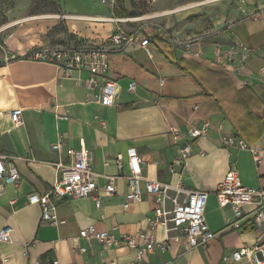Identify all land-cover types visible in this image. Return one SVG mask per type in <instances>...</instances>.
<instances>
[{"label": "crops", "instance_id": "0c3cea01", "mask_svg": "<svg viewBox=\"0 0 264 264\" xmlns=\"http://www.w3.org/2000/svg\"><path fill=\"white\" fill-rule=\"evenodd\" d=\"M247 1L244 10L225 1L214 28L206 31L208 38L201 37L190 52L186 47L189 33L173 29L172 24L166 28L170 29L171 39L164 33L150 35L139 28L140 34L145 32L158 39L145 48L128 46L109 56V76L116 81L119 92L117 105L110 107L90 98L86 72L66 73L53 65L22 59L32 51L31 44L18 38L17 43L8 42L11 54L0 65V154L12 158L8 163L17 169L20 181L16 187L6 186L0 195V230L11 229L9 239L0 242V264H35L38 260L54 264H122L134 260L133 250L106 248L79 236L89 226L112 231L115 236L137 237L147 230L155 207L151 197L144 196L141 202L123 209L129 175L126 153L130 148L141 157L144 177L208 193L205 222L217 234L208 246L195 249L188 248L181 237L171 241L166 252L155 250L145 255L141 264H223L224 255L259 240L257 230H225L233 213L220 208L214 195L232 166L244 186L264 188V0ZM112 2L108 9L99 8L92 16L112 18ZM43 17L36 19H50ZM239 43L252 50L244 66L214 64L215 44ZM130 82L136 84L134 92L128 91ZM15 109L22 110L19 126L13 125L9 117ZM64 113L68 120L56 119V114ZM204 123L210 124L205 137L173 140V129L185 136ZM222 136L242 139L248 149L222 147ZM60 140L62 148L53 150L52 145ZM186 145L190 146V154L182 158L181 150ZM67 149L88 153L98 174L94 195L100 197V207L91 198L58 200L60 223L51 226L41 221L40 207L30 205L28 197L50 189L56 179L53 164L71 161ZM254 154L259 163L254 162ZM118 155L122 157L121 170L116 165ZM176 160L181 164H174ZM107 177H115L116 192L111 196L102 190ZM154 234L160 242L181 236L166 232L164 226ZM81 248L86 251L80 252Z\"/></svg>", "mask_w": 264, "mask_h": 264}, {"label": "built area", "instance_id": "2783aa9c", "mask_svg": "<svg viewBox=\"0 0 264 264\" xmlns=\"http://www.w3.org/2000/svg\"><path fill=\"white\" fill-rule=\"evenodd\" d=\"M118 22H129V19H113ZM140 29L126 34L118 30L108 38L103 47H67L57 48L42 46L25 54L22 59L40 62L57 67L59 70L72 73L74 71L86 72L88 79L86 88L91 92V99L101 106L117 105L119 99L118 85L109 76V56L121 53L128 46H139L145 48L149 45L148 38L140 34ZM201 38L189 40L187 49L199 42ZM252 54V50L243 44L223 46L215 44L212 47L213 62L219 67L234 65L242 67L246 64ZM197 55H200L198 53ZM135 82L128 84V91L134 92ZM13 125L22 124V110L15 109L9 113ZM57 120H68L66 113L56 114ZM210 128L209 123H204L198 128L189 130L185 136L173 129V140L175 142L187 137L195 140L205 137ZM222 126L219 127L221 129ZM62 139V136H61ZM222 147L228 149H248L246 143L234 136H222L219 140ZM62 148L61 140L52 145V149L59 151ZM190 154V146L186 145L181 150L182 158ZM67 155L71 161L68 163H54L56 179L50 189L42 194H31L28 197L30 205H38L41 210V221L51 226H57L60 221L56 214V201L62 199L91 198L97 208L100 207V197L95 196L97 190L96 178L98 174L89 162L88 153L84 150L74 151L67 149ZM129 175L127 192L124 194L123 209L126 210L133 203H139L144 196L153 199L155 207L152 216L148 218L146 231L137 237L128 234L115 236L112 231H97L94 226H89L80 231L82 239H93L106 248H127L135 252L134 260L122 264H141L147 254L155 250L166 252L171 241L183 238L190 249L206 247L213 241L217 234L211 232L205 222L204 212L208 193L185 189L180 185L169 184L150 180L142 175L141 157L134 148L126 153ZM254 162L259 163L257 154L253 156ZM11 157L0 154V195L8 185L18 186L20 175L17 169L8 163ZM176 165L181 160H176ZM116 165L122 169V157L117 156ZM115 177H107V183L102 188L106 196L116 192L114 185ZM173 192V196L171 195ZM214 195L220 208H228L233 213V219L225 226V230L243 231L251 228L259 232V240L252 246L241 247L233 250L222 257L223 264L244 262L245 264H264V188H249L241 183L239 174L234 166L226 173L218 184ZM164 226L166 232H178L180 237L171 236L160 242L156 239L154 231ZM10 227L0 230V242L9 239ZM84 253V248L79 249ZM35 264H54L48 261L38 260Z\"/></svg>", "mask_w": 264, "mask_h": 264}, {"label": "rangeland", "instance_id": "374dc122", "mask_svg": "<svg viewBox=\"0 0 264 264\" xmlns=\"http://www.w3.org/2000/svg\"><path fill=\"white\" fill-rule=\"evenodd\" d=\"M199 1L207 0H122L120 4L116 0H0V29L6 27L0 31V65L4 64L7 56L11 54L8 52V42L11 40L17 43V38L22 39L24 44H31L33 49L42 46L103 47L108 42V38L118 31L117 29L129 34L141 28L150 35L164 33L171 39L170 29L166 28H169L168 24H172L173 29L188 32V40L201 37L207 39L206 31L214 28V24L219 20L220 7L225 1L231 2L233 7L241 10L248 6L247 0H219L171 15L155 17L157 14L174 11ZM111 2L113 5L110 6V11L111 8H123L128 12L127 14L130 13V17L119 18L129 19L128 23L115 21L111 23L73 21L72 23L66 18L67 13V15L93 17L92 14L99 8L108 9ZM241 12L242 16H245L244 11ZM43 16H57V18L36 19ZM110 17L117 19L111 15ZM139 18L144 20H135Z\"/></svg>", "mask_w": 264, "mask_h": 264}, {"label": "bare ground", "instance_id": "6f19581e", "mask_svg": "<svg viewBox=\"0 0 264 264\" xmlns=\"http://www.w3.org/2000/svg\"><path fill=\"white\" fill-rule=\"evenodd\" d=\"M214 1H219V0H207V1H199V2H195L193 4H190V5H187V6H184L182 8H179L177 10H174V11H167L165 13H162V14H157L155 17H160V16H166V15H171L173 13H177V12H180V11H184V10H189V9H193V8H196V7H200L202 5H205L207 3H211V2H214ZM57 18V16H45V18ZM59 17V16H58ZM44 18V17H43ZM67 19L69 20H80V21H102V22H109V21H112L111 19L109 18H93V17H88V16H76V15H70V16H66ZM136 21H139V20H144V18H139V19H135Z\"/></svg>", "mask_w": 264, "mask_h": 264}, {"label": "trees", "instance_id": "16d2710c", "mask_svg": "<svg viewBox=\"0 0 264 264\" xmlns=\"http://www.w3.org/2000/svg\"><path fill=\"white\" fill-rule=\"evenodd\" d=\"M116 2L120 4V3H122V0H116ZM112 11H113V16L116 17V18L130 17V15H129L130 13L127 14L128 12L125 9H123V8H113ZM143 33H145V32H143ZM145 35L147 36L148 43L150 45L155 44V40L158 39L157 37H152V36L147 35V33H145ZM245 231L246 232H250V231H252V229L251 228H249V229L245 228Z\"/></svg>", "mask_w": 264, "mask_h": 264}]
</instances>
